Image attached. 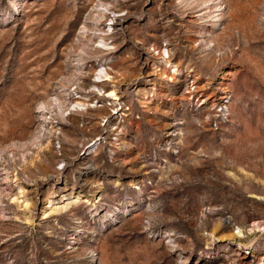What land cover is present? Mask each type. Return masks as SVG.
Segmentation results:
<instances>
[{
  "label": "rangeland",
  "instance_id": "rangeland-1",
  "mask_svg": "<svg viewBox=\"0 0 264 264\" xmlns=\"http://www.w3.org/2000/svg\"><path fill=\"white\" fill-rule=\"evenodd\" d=\"M0 264H264V0H0Z\"/></svg>",
  "mask_w": 264,
  "mask_h": 264
},
{
  "label": "bare ground",
  "instance_id": "bare-ground-1",
  "mask_svg": "<svg viewBox=\"0 0 264 264\" xmlns=\"http://www.w3.org/2000/svg\"><path fill=\"white\" fill-rule=\"evenodd\" d=\"M98 13L101 15L103 20L96 23L97 27H101L104 24V22L108 20L114 21V26L118 27L121 25V22L123 21V19L120 16L116 15L117 17H111V14H115L116 12L109 6H105V8L99 10ZM232 237H235L234 233H231L228 238L231 239ZM221 239H223V237H221Z\"/></svg>",
  "mask_w": 264,
  "mask_h": 264
}]
</instances>
